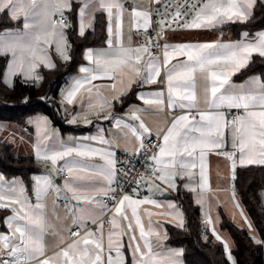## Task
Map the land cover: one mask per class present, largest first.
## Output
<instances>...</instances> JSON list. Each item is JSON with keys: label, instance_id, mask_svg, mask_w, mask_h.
I'll return each instance as SVG.
<instances>
[{"label": "snow or ice", "instance_id": "obj_1", "mask_svg": "<svg viewBox=\"0 0 264 264\" xmlns=\"http://www.w3.org/2000/svg\"><path fill=\"white\" fill-rule=\"evenodd\" d=\"M154 2L158 4L160 0H154ZM254 4L255 0H201L199 6H193L195 7L193 19L179 26L187 29L213 28L229 21H243L249 17V9ZM78 5L79 35L81 36L84 35L86 27L91 26L90 17L93 10L107 14L109 50L87 52L86 59L95 67L93 69L80 68V72L85 75L75 80L72 89L67 94L68 102L71 103L72 98L82 89L92 92L97 87L92 84V81L105 78L115 79L117 72H125V70L127 73L142 77L143 82L156 83L161 77V64L158 58L152 57L148 46L124 48L122 45L114 46L113 44V17L115 16L119 21L123 13L128 11L122 0H78ZM5 10L11 14L12 19H17L23 14L25 20L22 32L0 36V56L11 57V62L7 65L8 77L21 74L26 79H30L38 63L54 67L55 65L51 63L49 48H52L61 58L69 59L67 52L69 45L63 29L69 26L66 23L64 12L72 10V0H0V13ZM130 15L134 27L147 31L151 25L148 12L133 7ZM57 16L59 19L54 18ZM179 16L180 13L172 16L171 22L178 23ZM160 26L161 31L165 27H170L163 20L160 21ZM115 36L119 41L121 37L119 24H117ZM144 53H148L149 58L144 66L140 67L144 60ZM253 54L264 57V33L258 34L251 40L245 33L241 41L229 44H186L171 48L165 46L163 68L168 88L167 105L171 109L179 107L187 111L176 116L166 129L160 130L159 136L162 142L157 145L158 152L151 157L157 166L154 170L155 180L175 190V177L179 175L183 179L187 175L191 178V170L197 167L198 158L200 168L198 187L201 192L209 191L206 156L209 151L223 147L225 133L229 129L233 138V148H238L243 154L241 163L243 164L246 158L248 163L264 164V83L258 79L250 81L249 85H257V90L248 89L247 86L232 90L229 85L230 71L235 72L244 67ZM179 56L186 57V60L169 68L171 61ZM221 64L228 66L230 71L216 67ZM197 73L202 74L205 80L204 103L210 110L193 114V110L198 108ZM87 85H92V87H86ZM110 87L114 89L115 85ZM97 97L101 101L100 107L103 108L106 102L98 92ZM140 99L150 106L162 108L165 104L161 93L153 97L141 96ZM221 108L243 109L244 111L240 116L229 120L224 112L211 111V109ZM131 118L140 121L139 131L135 127L129 129L137 140H140L145 133L151 134V129L145 125L140 116L132 113ZM31 123L36 125L38 132L43 133L47 122L44 118H37ZM120 123L117 119V126ZM47 138L44 137V139ZM140 147H143L142 143ZM73 153L77 156L98 154L94 150L83 147H68L51 153L45 151L43 154L39 145L36 149L37 157L51 162L53 166L58 160L71 156ZM217 154H222L228 160L233 161L232 168L233 171L235 170L234 153ZM99 155L105 160V167L91 170L89 174L92 177H101L108 182L109 187L103 193L107 195L108 191H115L110 187L114 175V160L110 152L99 153ZM66 169L70 179L65 181L64 187L71 193L72 199L85 205L100 206L101 201L95 198L99 193L98 189L84 190L76 186V181L83 180L85 177L77 176L75 173L86 170L77 169L74 165H66ZM178 169L184 171L179 172ZM33 179L38 200L48 195L50 190L60 191L53 187L47 177H34ZM17 184H20L19 188L16 187ZM189 188L193 192L197 190L191 185ZM125 204L131 208L132 217L135 218L140 238L143 240V248H141L139 242L136 241V236L130 235V240L135 242L134 245H130L133 252L132 264H161L165 260L169 264H179L176 257L182 253L178 251L167 254L153 252L149 237L153 234L158 235V233L152 229L151 221L146 231L137 213L141 205L150 204L156 208L165 206L151 198L132 199L129 195H124L120 199L109 221L111 228L107 234V247L104 244V226L100 224L93 231L85 230L83 236L79 231L71 232L70 236L78 237V239L49 257L46 255L44 242L48 225L42 211L43 205L30 204L22 182L15 180L6 182L3 176H0V209H11L13 215L5 221L10 230L9 233L0 234V264H32V261H37L38 264H105V253H107L106 264H125L124 256L120 251L122 245L119 240L113 239L114 236L121 235L120 232L114 231L121 227L117 217H122L124 220L129 219L124 213ZM167 207L175 209L176 205L169 203ZM79 211L81 215L76 217V222L81 223L82 227V222L89 219L93 224L97 223L99 215L93 216L90 208H81ZM145 212L147 213V209ZM148 214L151 215V213ZM208 223H211L210 219ZM131 232H133V227L129 221L127 233L123 234ZM216 239L220 240L221 237L217 235ZM224 246L227 251L228 245L225 243ZM113 251H115V256H113ZM228 258L231 260L230 254Z\"/></svg>", "mask_w": 264, "mask_h": 264}, {"label": "crops", "instance_id": "obj_2", "mask_svg": "<svg viewBox=\"0 0 264 264\" xmlns=\"http://www.w3.org/2000/svg\"><path fill=\"white\" fill-rule=\"evenodd\" d=\"M162 1L163 0H160V3ZM122 2L124 3V6L126 9H128V11H125L123 13V16L119 21L116 20L115 16L113 17L112 29L114 46L122 45L124 48L148 46L147 40L143 37L144 29H137L136 27H134L133 19L130 15V10L131 8L136 7L139 10L146 11L150 14L151 7L154 5H159L160 3L157 4L154 2V0H122ZM257 3H264V0H255V4L251 9H249L250 15L246 20L251 17L253 8ZM78 7V0H72V10H65L64 12V16H66L68 19L67 24L69 25L68 27L63 29L67 39V43L69 45L67 49L68 56L70 49V44L67 37L68 30L75 28L79 35L80 23ZM3 13H6L10 20H12L13 22H19V24L13 28L3 30L0 33V36H4L7 33H19L24 30L23 25L25 20L23 14H21L17 19H12L11 14L7 10H5V12ZM1 14L2 13H0V15ZM99 17H101L104 21L103 43L99 46L87 47L83 50L82 63L77 67V70L74 73L66 77L65 82L58 91V104L61 115L65 120V123L73 127L72 131L62 133L59 129L52 125L51 121L45 115L42 114H36L29 117L26 120L25 127H16V125L14 124L0 122V138L3 141H6L13 145V152L17 155L31 154L33 155L35 160H37L42 165V170L31 176L29 185H27L20 177L5 178L1 173L0 176H3L6 182H11L14 180L21 181L28 202L33 206L36 203H40L43 205L42 211L45 215V219L48 225L47 231L44 236V242L46 247V255L49 257L59 252L61 248H64L68 244L72 243L73 240L78 239V237L70 236V233L73 230L79 229L81 236L84 235L85 230L92 231L90 229H87V225L92 224V221L90 219L82 222L83 227L81 226V223L76 222V217L81 215L79 211L81 208H90L91 214L93 216L99 215V219L97 220V222L106 213L105 208L101 204L98 207L93 205H85L72 199L71 193L68 192L64 187L65 181L70 178L69 176L67 178H60L57 175L58 170L65 169L67 171L66 165H74L77 169H85L86 171H77L75 173V175L77 176L85 177V179L83 180L76 181V186H79L84 190H90L92 188L98 189L99 193L95 198L100 201L101 197L104 195V190L109 187V184L107 181H104L103 178L92 177L89 173L91 170L105 167V160L101 155H99V153L110 152L112 153V159L114 160V175L112 177V181L115 179L117 154L129 153L134 151L139 141L141 140H137V138L133 136L131 131L129 130L130 128L135 127L139 131L140 121L132 119V113L140 116L145 125L151 129V134L145 133L142 135V137L152 136L160 138V130L166 129L168 126H170L171 121L176 116L187 111L186 109H180L179 107L171 109L167 105L168 88L167 80L164 76L165 69L163 68L164 50L162 52V55L158 58L161 64V77L157 79L156 83L149 84L143 82L142 77L135 76V74L132 73H127V71L125 70V72H117L115 74V79L105 78L92 81V84L97 86L92 90V92H88L82 89L72 98L71 103L68 102L67 94L69 90L72 89L75 80L85 75L84 73L80 72V68L87 67L89 69H93L95 67L93 63L89 62L86 59L87 52L90 50L93 52L109 50V46L107 44V41L109 39V20L106 13L93 10L90 17L91 26L86 27L85 33L88 31L91 32L95 28L96 20ZM246 20L235 22L229 21L217 25L213 28L187 29L182 27L175 30H167L165 31L162 38V43L164 47L167 45L170 48L186 44H229L241 41L245 33L248 34L249 40L253 39L260 33H264V30H259L251 33L241 32L238 36H233L230 29L227 28L228 25L234 23H243ZM117 24L120 25L121 29V37L119 41H117V38L115 36V33L117 31ZM49 55L51 57V63L53 65H56L57 59L62 62H66L68 60L61 58L52 48H49ZM143 55L144 60L141 62L140 67H143L144 63L149 58L148 53H144ZM254 56L259 55L253 54L250 57L248 63L235 72H231L230 69H228V66L223 64L216 66L220 70L230 71L229 85L231 86L232 90H237L240 86H247L248 89L257 90V85H249V82L253 79H258L260 82L264 83V78H261L257 74H251L244 78H236L237 75L248 66L249 62ZM4 57H6V66L3 72V82L8 87L12 86L15 77H20L25 81H33L37 80V72L40 69L52 70L55 68V66L48 67L44 64L38 63L35 71L32 74V78L30 79H26L21 74H15L11 77H8L7 65L11 62V57ZM184 60H186V57L184 56L174 58L168 65V67L171 68L173 65H176L180 61ZM196 75L198 108L193 110V114L200 111L210 110L204 103L205 80L202 74L197 73ZM111 85H115V88L113 89L112 87H110ZM86 87H92V85H87ZM97 92L99 93V96L103 98V101L106 102L103 108L100 107L101 101L97 97ZM157 93H161L163 99L165 100V104L162 108L158 106L146 105L144 104L143 100L140 99L141 96L153 97ZM128 96H131L130 101L126 104L123 103V100ZM90 105L92 106L90 107ZM173 111H177L178 114L171 115V112ZM211 111H222L227 117L231 112H233L235 115L234 117H238L243 113L244 110L235 108H221L211 109ZM37 118H44V120H46L47 122L44 126L43 133L38 132L36 125L34 123H31V121H34ZM117 119H119L121 122L119 126H117L116 124ZM18 128L21 129L20 135L17 132ZM45 136L48 138L44 139ZM16 138H20L19 142L16 141ZM37 145L40 146L42 154L45 151L51 153L53 151H61L63 150V148L68 147H83L94 150L98 154L93 156H77L75 153H73L71 156L65 157L62 160H58L56 165L53 166L51 162H46L45 160L37 157ZM157 152L158 151H156L154 154H156ZM217 153H234V161L236 165L235 170L233 171L232 168L233 161H230L224 155ZM242 155L243 154L239 151L238 148H233V138L229 129L225 133L223 147L220 149L209 151L206 156V174L210 189L209 191L201 192L198 187L200 182V168L199 159L197 158V167L191 170V178H189V176L187 175H185L183 179H181L179 175L175 177V190L167 187L160 181L155 180L154 177L152 181L149 182V188L146 193L141 196L129 194L132 199L151 198L157 201L159 204L165 206L163 208H156L153 205L146 204L141 205L137 209V213L140 216L141 223L145 226V230L147 231L149 227V221H151L152 229L155 233H158V235L153 234L149 237L153 252L167 254L169 252L178 251L180 253H183L181 248L171 247L167 242L168 227H176L182 229L185 225L184 213L182 212L176 199L174 198L177 189L181 188L190 194L192 202L199 207L200 225L202 229H204V231L211 235L216 241L222 243L226 257L229 260V253L231 254L234 245L229 233L221 229L220 227L222 216H225L235 225L245 228L249 232V234L253 231L252 228H254L235 192V171L237 168L264 165L259 163H248L246 158L245 162L242 164ZM152 163L156 168L157 166L153 160ZM178 171L183 172L184 170L178 169ZM34 177H47L51 181L53 187L58 188L60 191L56 192L50 190L48 195L38 200L36 196V184L35 180L33 179ZM189 185L196 187L197 190L195 192L191 191ZM16 187L19 188L20 184H17ZM109 192L110 191H108L107 193ZM169 203H174L176 205L175 209H169L167 207ZM146 209L147 213L145 212ZM0 210L4 212L3 216L0 218V234H8L10 230L5 221L8 217L13 215V212L11 211V209L7 208ZM114 210L115 208L111 212V218L114 214ZM124 213L128 216L129 219L124 220L122 217H117V220L119 221L121 227L120 229H115L114 231L120 232L121 235L114 236L113 239L119 240L122 245L120 251L124 256L125 264H132L133 252L130 245H134L135 242L130 240V235L136 236V241L139 242L141 248H143V240L140 238L139 229L136 226L135 218L132 217V210L127 204H125ZM148 213H151V215H149ZM209 219L211 220V223H208ZM129 221H131L132 223L133 232L123 234L127 233V224L129 223ZM222 231H225L228 234L229 238L231 239L232 245L227 244V238L225 235H223ZM107 234L108 231H105V247H107ZM217 235L221 237L220 240L216 239ZM97 236H99V233H97ZM61 241H63V243ZM225 243L228 245L227 251L225 250ZM106 256L107 253H105V264ZM113 256H115V251H113ZM41 258L43 259V257ZM176 259L179 261V264H183L182 254L176 257ZM229 261L231 264H234L232 260ZM32 264H38V262L32 261ZM161 264H169V262L165 260L161 262Z\"/></svg>", "mask_w": 264, "mask_h": 264}, {"label": "trees", "instance_id": "obj_3", "mask_svg": "<svg viewBox=\"0 0 264 264\" xmlns=\"http://www.w3.org/2000/svg\"><path fill=\"white\" fill-rule=\"evenodd\" d=\"M6 13L0 15V33L3 30L17 26ZM104 21L97 18L95 28L78 35L75 28L67 32L70 44L69 59L66 62L56 60L52 70L40 69L37 80L25 81L15 77L11 87L3 82V72L6 57L0 56V122L26 126V120L36 114L45 115L54 127L62 133L71 132L73 127L67 125L63 119L59 104L58 91L66 77L77 70L82 63V52L87 47L99 46L103 43ZM233 36L241 32H255L264 30V3H257L251 17L243 23L228 25ZM257 74L264 78V57L254 56L248 66L236 78H244ZM131 96L123 103L129 102ZM33 155H17L13 152V145L0 138V173L5 178L20 177L29 185L31 176L42 170ZM234 189L243 209L255 228L259 242H255L249 232L222 216L220 227L227 231L233 241L232 256L234 264H264V205L262 192L264 191V165L237 168L234 178ZM185 216L182 229L167 228V242L171 247L181 248L183 264H231L227 259L221 242L216 241L207 232L201 234L200 210L190 197V194L178 188L174 196ZM4 212L0 210V218Z\"/></svg>", "mask_w": 264, "mask_h": 264}, {"label": "built area", "instance_id": "obj_4", "mask_svg": "<svg viewBox=\"0 0 264 264\" xmlns=\"http://www.w3.org/2000/svg\"><path fill=\"white\" fill-rule=\"evenodd\" d=\"M200 2L201 0H163L159 5L151 7V26L147 31H143V37L147 40L153 58H159L165 49L162 43L165 31L182 28L179 25H183L192 19L195 15V7L193 6H199ZM177 13H180L178 23H172L171 17ZM54 18L59 19L58 16ZM161 20L169 24L170 27H165L161 31ZM67 22L68 19L66 17ZM176 114H178L177 111L171 112V115ZM234 116V113L231 112L228 118L233 119ZM161 142V139L158 137L143 136L134 151L117 154L115 179L111 183V188L115 191H110L107 195L101 197V205L105 208L106 213L96 224H88L87 229L93 231L98 225L102 224L104 232L108 231L111 225L109 223L111 212L118 201L124 195L133 194L141 196L147 192L149 188L148 180H152L155 177V166L152 163L151 157L158 151L157 145ZM141 143L143 144L142 148L140 147ZM57 175L60 178L68 177L65 169L58 170ZM76 231H79V229H75L72 232ZM204 232V229H201V234H204Z\"/></svg>", "mask_w": 264, "mask_h": 264}, {"label": "rangeland", "instance_id": "obj_5", "mask_svg": "<svg viewBox=\"0 0 264 264\" xmlns=\"http://www.w3.org/2000/svg\"><path fill=\"white\" fill-rule=\"evenodd\" d=\"M38 79V78H37ZM17 127V126H16ZM17 132H18V134L20 135V132H21V129L20 128H18V130H17ZM18 135V136H19ZM19 140H20V138H16V141L17 142H19ZM149 182L150 181H152V180H148ZM262 200H263V205H264V191L262 192ZM252 232L250 233V235H251V237L253 238V240L255 241V242H259V237H258V234H257V232H256V230H254V228H252ZM222 233H223V235H225L226 236V238H227V244H231L232 245V242H231V239L229 238V236H228V234L225 232V231H222ZM230 248V247H229ZM230 254V253H229ZM231 255V260L233 261V263H234V258H233V256H232V254H230Z\"/></svg>", "mask_w": 264, "mask_h": 264}]
</instances>
